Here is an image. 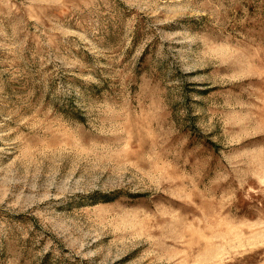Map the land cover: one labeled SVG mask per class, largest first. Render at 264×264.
I'll return each mask as SVG.
<instances>
[{
  "label": "rangeland",
  "instance_id": "obj_1",
  "mask_svg": "<svg viewBox=\"0 0 264 264\" xmlns=\"http://www.w3.org/2000/svg\"><path fill=\"white\" fill-rule=\"evenodd\" d=\"M0 264H264V0H0Z\"/></svg>",
  "mask_w": 264,
  "mask_h": 264
}]
</instances>
